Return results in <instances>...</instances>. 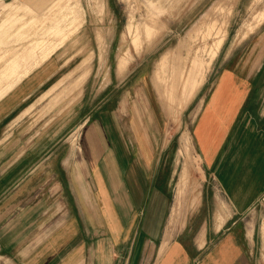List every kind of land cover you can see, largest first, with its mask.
Listing matches in <instances>:
<instances>
[{
  "label": "crops",
  "instance_id": "1",
  "mask_svg": "<svg viewBox=\"0 0 264 264\" xmlns=\"http://www.w3.org/2000/svg\"><path fill=\"white\" fill-rule=\"evenodd\" d=\"M63 49L0 98V258L264 264V28L215 61L191 131L211 185L200 200L192 196L196 205L176 230L166 226L168 182L148 128L128 148L91 114L78 130L79 151L69 143L80 125V89L71 86L81 60Z\"/></svg>",
  "mask_w": 264,
  "mask_h": 264
},
{
  "label": "rangeland",
  "instance_id": "2",
  "mask_svg": "<svg viewBox=\"0 0 264 264\" xmlns=\"http://www.w3.org/2000/svg\"><path fill=\"white\" fill-rule=\"evenodd\" d=\"M263 28L264 0H0V98L57 49L79 52L71 90L80 89V125L69 143L79 151L91 114L128 148L148 128L168 182L166 226L176 230L211 185L191 131L215 61Z\"/></svg>",
  "mask_w": 264,
  "mask_h": 264
}]
</instances>
